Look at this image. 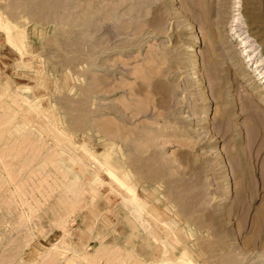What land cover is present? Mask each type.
Listing matches in <instances>:
<instances>
[{
    "label": "rangeland",
    "instance_id": "obj_1",
    "mask_svg": "<svg viewBox=\"0 0 264 264\" xmlns=\"http://www.w3.org/2000/svg\"><path fill=\"white\" fill-rule=\"evenodd\" d=\"M0 21V264H264V0Z\"/></svg>",
    "mask_w": 264,
    "mask_h": 264
},
{
    "label": "bare ground",
    "instance_id": "obj_2",
    "mask_svg": "<svg viewBox=\"0 0 264 264\" xmlns=\"http://www.w3.org/2000/svg\"><path fill=\"white\" fill-rule=\"evenodd\" d=\"M0 26L2 27V28H4V29H6L5 31H7L8 30V27H7V24L6 23H1V21H0ZM7 33H9V31H7ZM7 38H8V41L12 44V45H15L16 46V44H15V39H14V36H12V34H7V36H6ZM248 37H250V35H248V34H246L245 35V37L243 38V39H245V38H247V40H249L248 39ZM251 46H253V44H252V42H251ZM257 51V50H256ZM259 64H261V63H259ZM260 72V71H259ZM263 73V72H262ZM257 75V74H256ZM261 76V75H260ZM114 181L117 183V185L119 184H121V182H120V179H114ZM122 185V184H121ZM72 189H73V187H72ZM154 212V211H153ZM155 213V212H154ZM141 216V215H140ZM149 230H151V228L149 227ZM172 237V236H171ZM173 240H174V238H173ZM175 241V240H174ZM163 242V241H162ZM164 242H165V240H164ZM160 245V244H159ZM162 246V245H161ZM175 246V245H174ZM167 248V247H166ZM166 250L164 249V252H165ZM180 258H178V262H180V263H185L183 260H182V256H179ZM185 257H186V255H185ZM162 259H164V258H162ZM166 259V258H165ZM170 260V259H169ZM165 261V260H164ZM164 261H162V263L164 262ZM171 262V261H170Z\"/></svg>",
    "mask_w": 264,
    "mask_h": 264
}]
</instances>
